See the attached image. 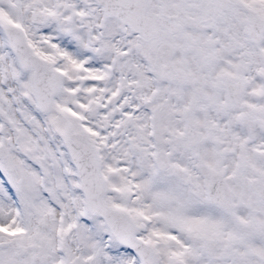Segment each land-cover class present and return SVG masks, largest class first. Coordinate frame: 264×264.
<instances>
[{
    "label": "snow or ice",
    "instance_id": "1",
    "mask_svg": "<svg viewBox=\"0 0 264 264\" xmlns=\"http://www.w3.org/2000/svg\"><path fill=\"white\" fill-rule=\"evenodd\" d=\"M0 264H264V0H0Z\"/></svg>",
    "mask_w": 264,
    "mask_h": 264
}]
</instances>
